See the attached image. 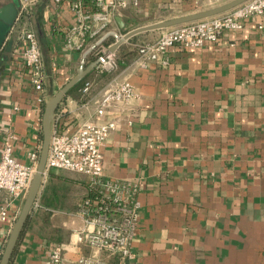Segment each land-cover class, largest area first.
<instances>
[{"label":"crops","instance_id":"1","mask_svg":"<svg viewBox=\"0 0 264 264\" xmlns=\"http://www.w3.org/2000/svg\"><path fill=\"white\" fill-rule=\"evenodd\" d=\"M212 0H140L122 10V33L141 26L143 16ZM180 16V15H179ZM176 17V16H175ZM172 18V17H171ZM73 15L67 3L37 0L26 20L40 39L46 96L82 66L78 51L65 48L61 25ZM264 17L253 16L217 42L168 50L167 65L134 64L137 46L156 40L161 29L142 32L115 51L117 73L98 74L89 96L81 81L59 105L63 131L83 120L116 119L117 128L101 146L104 174L140 183L134 257L125 264H264ZM16 40L0 50V156L6 142L13 156L28 162L42 146L44 105L31 84ZM128 78L139 93L131 106L96 114L93 99L114 76ZM92 100L88 103L86 99ZM88 177L50 169L37 195L9 264H53L54 244L62 246L61 264H82L93 250L76 243L75 230L89 226L80 214ZM0 190V206L10 200ZM23 201L8 203L10 215ZM7 223L0 224L6 233ZM9 236V234H8ZM7 240L0 239V258ZM110 264H122L116 259Z\"/></svg>","mask_w":264,"mask_h":264},{"label":"built area","instance_id":"2","mask_svg":"<svg viewBox=\"0 0 264 264\" xmlns=\"http://www.w3.org/2000/svg\"><path fill=\"white\" fill-rule=\"evenodd\" d=\"M37 0H19L18 14L10 27L8 38L16 40L23 63L29 73L38 101L47 99L46 72L43 51L36 31L27 26L26 20L33 14ZM55 4L67 3L73 15L70 24L61 25L65 48L78 51L82 65L97 59L94 68L98 74L117 73L120 63L110 46L123 33L116 16L129 7H137L140 0H54ZM253 16L264 17V0H246L236 7L206 18L173 25L161 29L156 40L145 41L137 46L134 64L148 67L151 63L167 65L168 50L175 45L184 49L199 47L207 42H217L226 30L237 31L245 20ZM264 28V24H259ZM94 80L84 79L79 88L82 98L89 96ZM139 93L132 82L114 75L93 101L95 111L103 116L112 107L131 106ZM92 100L86 99L85 103ZM57 108L52 122V135L44 175L52 168L85 174L88 177V194L80 202V214L91 227L75 230L76 243L93 250L82 256V264H110L117 260L122 264L134 257L132 241L136 235L140 202V183L132 180L112 179L104 174L101 146L117 128L116 119L104 121L83 120L72 132L63 131L62 114ZM40 149L28 155V162L16 159L12 147L6 142L0 156V190L10 195V200L0 206V224L7 223L6 233L0 231V239L7 240L17 215H10L8 203L24 201L36 172ZM34 206H39L37 199ZM53 264H61L62 246L54 244L50 252Z\"/></svg>","mask_w":264,"mask_h":264},{"label":"water","instance_id":"3","mask_svg":"<svg viewBox=\"0 0 264 264\" xmlns=\"http://www.w3.org/2000/svg\"><path fill=\"white\" fill-rule=\"evenodd\" d=\"M246 0H230L225 3L219 4L215 7L191 12L187 14H183L180 16L163 19L157 22L144 24L141 26H137L133 29L127 30L124 32L121 36L118 37V39L110 46V51L115 52L117 48L126 40L133 37L136 34L151 31V30H157V29H163L166 27H170L173 25H178L202 18H206L212 15H216L219 13H223L225 11H228L237 5L241 4ZM12 2H9L4 7H2V11H4V8H7V11L10 12V5ZM18 6L19 2L16 5L15 9L11 12H13V17L10 19L6 30H3L0 35V50L2 46L6 42V37L8 35V32L10 30L11 25L15 21V18L18 14ZM4 9V10H3ZM1 15L3 13L1 12ZM116 20L121 28L124 27V22L120 16H116ZM98 64V60L95 59L91 61L87 65H82L78 70L75 76H73L70 80H68L61 88H59L55 93L48 96L44 108H43V114H42V146L40 149V156L39 161L37 165L36 172L32 178L30 187L28 189L27 195L23 201L22 208L20 210V213L18 214V217L14 223V226L7 238L4 251L0 258V264H9L11 257L14 253V250L19 242V239L23 233V230L26 226V223L28 221V218L31 214L33 204L37 198L38 192L41 188L43 178H44V172H45V166L46 161L48 157L49 147H50V141H51V135H52V122L54 115L56 113L57 108L59 107L60 103L62 102L65 95L71 90L74 86H76L79 82H81L87 74H89L96 65ZM5 66H0V78L1 74L4 70Z\"/></svg>","mask_w":264,"mask_h":264},{"label":"rangeland","instance_id":"4","mask_svg":"<svg viewBox=\"0 0 264 264\" xmlns=\"http://www.w3.org/2000/svg\"><path fill=\"white\" fill-rule=\"evenodd\" d=\"M227 1L230 0H212L210 2H206V3H201L200 2L197 5L194 6H188V7H182V8H176V9H172V10H167V11H163L161 13L158 14H151L149 16H143V19L141 20L140 23H144V24H149V23H153V22H157L163 19H168L171 17H175V16H179V15H183V14H187V13H191V12H196V11H200V10H204V9H208V8H212L215 7L219 4L225 3ZM12 5H10V12L7 11V8H4L2 11V8L0 9V35L1 32L3 30L7 29L8 23L10 21V19H12L13 17V12H11L13 10V8L15 9L16 5H17V1L15 0L14 2L11 3ZM1 12L3 13V15H1ZM143 24V25H144Z\"/></svg>","mask_w":264,"mask_h":264},{"label":"flooded vegetation","instance_id":"5","mask_svg":"<svg viewBox=\"0 0 264 264\" xmlns=\"http://www.w3.org/2000/svg\"><path fill=\"white\" fill-rule=\"evenodd\" d=\"M15 0H0V9L2 8V7H4L6 4H8L9 2H14ZM17 1V4H18V2H19V0H16ZM5 27V26H4ZM4 27H3V30H4ZM2 30V31H3ZM0 61H1V59H0Z\"/></svg>","mask_w":264,"mask_h":264},{"label":"trees","instance_id":"6","mask_svg":"<svg viewBox=\"0 0 264 264\" xmlns=\"http://www.w3.org/2000/svg\"><path fill=\"white\" fill-rule=\"evenodd\" d=\"M84 79H85V78H84ZM84 79H83V80H84ZM83 80H82V81H83ZM79 83H80V82H79ZM79 83H78V84H79ZM78 84H77V85H78ZM77 85H76V86H77ZM76 86H74L73 88H75ZM73 88H72V89H73ZM72 89H71V90H72ZM69 91H70V90H69Z\"/></svg>","mask_w":264,"mask_h":264}]
</instances>
